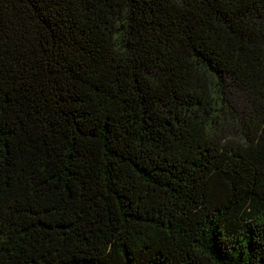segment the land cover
I'll return each instance as SVG.
<instances>
[{
	"label": "trees",
	"instance_id": "trees-1",
	"mask_svg": "<svg viewBox=\"0 0 264 264\" xmlns=\"http://www.w3.org/2000/svg\"><path fill=\"white\" fill-rule=\"evenodd\" d=\"M0 264H264V0H0Z\"/></svg>",
	"mask_w": 264,
	"mask_h": 264
}]
</instances>
